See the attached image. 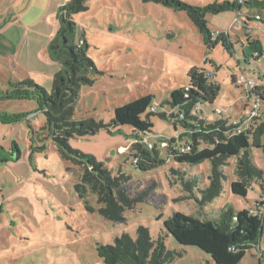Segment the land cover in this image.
I'll use <instances>...</instances> for the list:
<instances>
[{"label":"rangeland","instance_id":"obj_1","mask_svg":"<svg viewBox=\"0 0 264 264\" xmlns=\"http://www.w3.org/2000/svg\"><path fill=\"white\" fill-rule=\"evenodd\" d=\"M69 1L0 0V264H103L97 248L114 245L122 235L134 239L140 227L156 241L164 220L173 213L213 222L221 211L240 212L264 201L256 183L246 199L231 194L230 184L237 181L236 159L231 158L223 168L227 180L221 195L210 203H200L199 190L209 185L210 164L193 168L174 164L170 149L178 150L186 140L171 145V138H177L181 129L175 131L170 122L154 117L151 134L139 138L130 127L111 126L95 136L69 140L72 149L95 157L113 177L119 171L129 176V197L145 195L142 203L124 213L122 224L86 211L74 191L79 171L62 158L42 131L45 120L36 102L17 98L18 84L26 80L50 91L53 75L61 66L49 59L46 49L58 29L57 11ZM181 1L203 8L235 0ZM245 1L263 7L244 6L242 20L246 13L253 16L258 12L264 17V0ZM86 5L87 12L73 16L75 42L85 41L87 56L102 75L94 77L92 86L81 88L74 121L94 120L109 126L116 107L143 96H150L152 107L159 110L172 91L188 86L194 69L220 87L215 102L201 109L209 123L226 119L234 124L244 117L248 100L231 78L244 72L257 83L264 75L261 23L252 20L247 25L251 33L245 37L236 23L237 11L207 15L210 33L228 34L227 50L221 44L208 50L182 12L140 0H88ZM217 109L220 115L215 114ZM136 143L156 146L165 164L150 172L138 171L130 155ZM250 156L264 180V149H252ZM171 169L183 170L185 176L174 175ZM193 178L197 184L189 195L181 182ZM86 200L90 207L98 208L94 195H87ZM259 213L264 221V206ZM164 244L166 250L178 254L168 264L210 261L195 248L180 247L171 237ZM239 264H264V227L259 251L248 252Z\"/></svg>","mask_w":264,"mask_h":264},{"label":"trees","instance_id":"obj_2","mask_svg":"<svg viewBox=\"0 0 264 264\" xmlns=\"http://www.w3.org/2000/svg\"><path fill=\"white\" fill-rule=\"evenodd\" d=\"M140 1L184 13L208 50H213L218 44L227 50L228 34H218L213 39L207 28V15L233 10L238 12L244 6L254 8L247 2L241 6L237 0L234 3H214L203 8L189 6L181 0ZM87 2L88 0H70L57 11L58 29L46 53L51 61L61 66V70L53 75L50 91L26 80L18 84L17 97L36 102L38 112L43 114L45 120L42 131L47 133L62 158L79 171L74 191L83 201L86 211L98 213L106 221L122 224L125 222L124 213L142 203L145 195L129 197L126 188L130 181L129 176L119 171L113 177L95 157L72 149L69 140L92 137L111 126L130 127L135 137L145 136L152 132L151 118L154 117L170 122L175 131L178 127L181 129L177 138L170 140L171 145L177 146L178 142L186 140L183 146L179 145L178 150L170 149L174 164L181 168L210 164L209 185L199 190L200 203H210L221 195L223 182L227 180L223 168L231 158L236 159L234 174L237 177V181L230 184L231 194L246 199L251 185L256 183L261 189L262 197L263 173L253 163L250 153L252 149H264V121L257 124L260 119H253L252 124L243 130H240V125L245 116L235 124H229L226 119L209 123L201 109L215 102L220 87L208 83L201 70H192L188 86L172 91L169 100L162 103L159 110L152 107L150 96H143L116 107L109 126L94 120H73L81 88L92 86L94 77L102 75L87 56L88 45L85 41L82 39L75 42L73 16L87 12ZM251 21L245 15V23ZM257 59L259 58H254ZM235 77L231 78L233 84ZM257 84L252 98L264 107V75H260ZM164 107L169 111L165 112ZM215 114L221 113L215 111ZM130 155L134 159L132 165L142 173L153 171L165 164L159 158L156 146L147 148L136 143L132 145ZM171 172L174 175H184L180 169H171ZM196 184V178L181 182L183 191L189 195H192ZM89 194L95 196L97 209L89 206L86 200ZM260 206H264L261 199L255 208H251L256 211L255 215L249 214L251 209L240 212L231 209L221 211L213 222L200 221L176 212L164 220L161 236L156 241L151 239L146 228L140 227L134 239L122 235L115 239L114 245L97 248V254L103 264H168L178 256L166 250L164 239L171 237L180 247L195 248L208 256L210 261L207 260L205 264H239L248 252L260 249L264 227L263 215L259 213Z\"/></svg>","mask_w":264,"mask_h":264},{"label":"built area","instance_id":"obj_3","mask_svg":"<svg viewBox=\"0 0 264 264\" xmlns=\"http://www.w3.org/2000/svg\"><path fill=\"white\" fill-rule=\"evenodd\" d=\"M245 0H237V3L241 6H244ZM242 10V9H241ZM241 10L237 12V19L236 23H238V29L243 33V36L249 37L251 33V29L248 28V26L245 23V19L242 20L241 18ZM250 19L254 20L255 22L261 23L264 26V17H262L260 14H254L253 16H248ZM239 18V19H238ZM218 34H212L213 39L216 38ZM235 85L245 91L246 99L248 100V108L246 114L244 115L245 120L243 119V123L241 125H245L243 129H245L247 126L252 124L253 119H260V117H263L264 114V107L261 106L257 101L253 100L252 93L257 88L258 84L249 76H247L245 73L239 74L235 77ZM218 114L221 113L220 110H216ZM263 118L260 119L263 120ZM264 121V120H263ZM259 122V121H258ZM257 122V123H258ZM238 123V122H235ZM234 123V124H235ZM242 126H240V130ZM142 142H145L142 140ZM149 148H151L149 146ZM249 214L255 215L256 211L253 209L249 210Z\"/></svg>","mask_w":264,"mask_h":264},{"label":"water","instance_id":"obj_4","mask_svg":"<svg viewBox=\"0 0 264 264\" xmlns=\"http://www.w3.org/2000/svg\"><path fill=\"white\" fill-rule=\"evenodd\" d=\"M252 6L254 8H261L263 5L261 3L254 2V3H252Z\"/></svg>","mask_w":264,"mask_h":264},{"label":"crops","instance_id":"obj_5","mask_svg":"<svg viewBox=\"0 0 264 264\" xmlns=\"http://www.w3.org/2000/svg\"><path fill=\"white\" fill-rule=\"evenodd\" d=\"M263 7V6H262ZM255 14H260V13H258V12H255ZM246 16H251L249 13H246L245 14ZM260 15H262V14H260ZM250 23V22H249ZM249 23H247L246 25H248ZM172 139V138H171ZM173 139H175V138H173Z\"/></svg>","mask_w":264,"mask_h":264}]
</instances>
